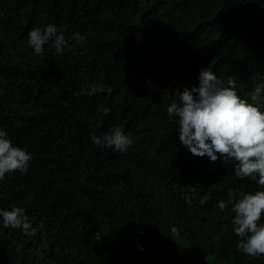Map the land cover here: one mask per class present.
<instances>
[{"label":"trees","instance_id":"trees-1","mask_svg":"<svg viewBox=\"0 0 264 264\" xmlns=\"http://www.w3.org/2000/svg\"><path fill=\"white\" fill-rule=\"evenodd\" d=\"M46 24L75 47L34 55L28 33ZM206 68L252 102L264 0H0V129L32 155L0 181V209L21 207L38 228L25 236L0 217V264H264L238 251L229 202L264 189L230 159L192 156L167 116ZM93 83L105 91L79 95ZM117 126L126 153L91 142Z\"/></svg>","mask_w":264,"mask_h":264},{"label":"clouds","instance_id":"clouds-1","mask_svg":"<svg viewBox=\"0 0 264 264\" xmlns=\"http://www.w3.org/2000/svg\"><path fill=\"white\" fill-rule=\"evenodd\" d=\"M72 41L78 45L85 40L79 32L73 33ZM28 47L33 54L44 53L45 45L56 54L63 55L65 49L75 47L65 39L64 29L55 24H46L29 31ZM199 85L191 89L174 93L175 99L167 108L170 123L178 125L180 144L194 157H207L214 163L218 159L234 161V175L241 180H251L258 189H264V84H257L249 93L250 100L238 95L237 83L229 78L225 83L209 68L201 69L198 75ZM90 90H82L79 95L93 96L105 91L102 84H91ZM103 113H110L109 107ZM91 142L97 146H105L119 153H126L133 140L125 134L122 127H113L102 137L91 136ZM32 155L24 148L13 146L7 132L0 129V181L6 174L19 171L26 173ZM194 187H190L185 195V202L191 206ZM229 202L233 203L235 213L232 220L234 235L239 238L238 251L252 259L264 256V190L252 192H229ZM235 198V199H233ZM204 203V200H201ZM228 207L224 200L218 201V208L223 211ZM0 217L4 228L22 230L25 236L35 235L38 231L21 207L10 210L0 209ZM43 228V224L39 225ZM172 228V232H176ZM142 250V249H141Z\"/></svg>","mask_w":264,"mask_h":264}]
</instances>
